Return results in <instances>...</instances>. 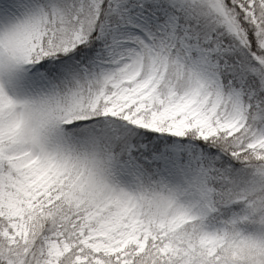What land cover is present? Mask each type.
<instances>
[{"label": "snow or ice", "instance_id": "6c2138e0", "mask_svg": "<svg viewBox=\"0 0 264 264\" xmlns=\"http://www.w3.org/2000/svg\"><path fill=\"white\" fill-rule=\"evenodd\" d=\"M0 264H264V0H0Z\"/></svg>", "mask_w": 264, "mask_h": 264}]
</instances>
